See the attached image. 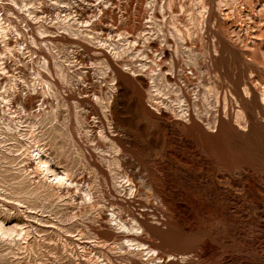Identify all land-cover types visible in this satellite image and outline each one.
Segmentation results:
<instances>
[{
    "label": "rangeland",
    "instance_id": "1",
    "mask_svg": "<svg viewBox=\"0 0 264 264\" xmlns=\"http://www.w3.org/2000/svg\"><path fill=\"white\" fill-rule=\"evenodd\" d=\"M0 264H264V0H0Z\"/></svg>",
    "mask_w": 264,
    "mask_h": 264
},
{
    "label": "bare ground",
    "instance_id": "2",
    "mask_svg": "<svg viewBox=\"0 0 264 264\" xmlns=\"http://www.w3.org/2000/svg\"><path fill=\"white\" fill-rule=\"evenodd\" d=\"M204 9H205V8H204ZM245 90H246V88H245ZM245 90H244V91H245ZM259 95H262V92H261V94L259 93ZM259 97H260V96H259ZM262 99H263V98H262ZM259 100H260V99H259ZM44 165H45V161H44L43 159H39V160H37V167H38V166L41 167V166H44ZM38 168H39V167H38ZM45 168H46V167H45ZM63 173H65V172H63ZM63 173H62V174H63ZM59 175H60V174H59ZM59 175H58V176L56 175V176L58 177V179H59V178H62V176H59ZM66 175H68V174H66ZM64 176H65V175H64ZM64 176H63V177H64ZM57 177H56V178H57ZM67 177H68V176H67ZM126 177H127V175H126ZM58 179H57V180H58ZM121 179H122V178H121ZM128 179H129V178H128ZM64 180H65V179H64ZM126 180H127V179H126ZM58 181H59V180H58ZM127 181H128V180H127ZM124 182H125V181H124ZM129 182H130V181H129ZM60 183H62V182H60ZM62 184H63V183H62ZM127 187H128V186H127ZM131 191H132V187L129 186V187H128V194L131 193ZM138 222H139V221H138ZM139 223H140V222H139ZM139 223H138V227H139ZM140 224H141V223H140ZM122 226H123V225H122ZM131 226L133 227V225H131ZM132 227H131V229H132ZM135 227H136V225H135ZM141 229H142V228H141ZM128 235H129V234H128ZM137 236H138V235H137ZM135 237H136V235H135ZM133 238H134V237H133ZM133 238H132V239H133ZM138 238H139V237H138ZM135 242H136V240H135ZM132 243H133V240H132ZM138 244H139V243H138ZM139 245H141V244H139ZM143 245H145L144 243L142 244V247H145V246H143ZM134 246H135V245H134ZM136 246H137V245H136ZM138 247H139V246H138ZM135 248H136V247H135ZM149 248H152V247H149ZM141 249H142V251L145 250V249L143 250V248H141ZM146 251H153V250H151V249L148 250V249H147ZM149 253H150V252H149ZM143 254H144V252H143ZM145 255H146V253H145ZM149 256H150V255H149ZM185 257H186V256H185ZM182 258H183V257H182ZM145 259H146V258H145ZM157 260H158V259H157ZM147 261H148V260H147ZM152 262H153V261H152ZM154 262H155V261H154Z\"/></svg>",
    "mask_w": 264,
    "mask_h": 264
}]
</instances>
